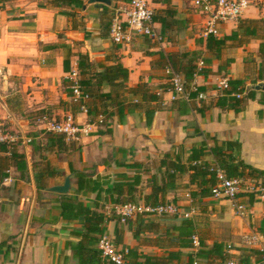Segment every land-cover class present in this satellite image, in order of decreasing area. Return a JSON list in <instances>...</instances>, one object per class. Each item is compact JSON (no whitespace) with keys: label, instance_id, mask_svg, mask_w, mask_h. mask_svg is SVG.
Here are the masks:
<instances>
[{"label":"crops","instance_id":"1","mask_svg":"<svg viewBox=\"0 0 264 264\" xmlns=\"http://www.w3.org/2000/svg\"><path fill=\"white\" fill-rule=\"evenodd\" d=\"M50 1L10 0L0 4V124L19 137L18 150L25 154L28 166L27 180H22L21 173L11 166L9 177L0 187V264H78L70 243L81 240L85 218L66 221L62 200L72 199L94 210L97 203L106 204V192L115 183L139 174L142 182L138 201L144 202L152 192L148 180L154 175L161 180L159 167L165 154L186 161L195 148L206 144L204 160L214 163L211 149L216 140L219 144L237 142L241 159L264 171V92L257 91L256 98L248 100L241 112L216 106L223 95L219 84L224 78L241 80L251 89L264 83V0H255L237 21L217 25V37L223 38L236 32L240 21H259L257 36H242L246 43L240 46L229 42L220 60L207 50L210 17L194 5V0H146L155 15L167 19L165 28L155 22L156 30L166 38L162 44L137 32L129 34L122 44L115 43L110 35L102 36L106 13L97 4L78 11L83 19L76 29L73 18L63 15V10L53 7ZM127 4L113 1L111 13L120 14ZM195 51H201L202 58H212V73L196 76L193 82L205 89L206 98L196 99L186 110L174 108L173 93L163 92L169 80L161 56ZM70 53L72 70L78 69L79 54L88 55L93 64L122 63L130 71L128 87L146 85L151 93L162 94L164 107L155 112L150 123L147 111L155 103L128 113L123 121L113 115L107 126H92L78 141L69 142L67 152H58L45 134L47 120L72 115L80 125L89 122L86 112L73 111L65 84L69 73L64 69V60ZM228 60L232 63L220 71ZM202 106L207 108L200 112ZM27 138L33 139L35 148L25 143ZM40 146L42 149L34 151ZM73 172L92 176L101 184V193L78 192ZM40 174L44 176L38 183L36 176ZM67 178L69 193L51 191L64 185ZM254 182L262 185L263 191L240 195L239 203L246 207L244 216L228 199L199 195L201 190L190 183L189 174L182 177L179 189L168 192L166 202L191 212L195 235L204 249L220 243L230 259L263 264L264 179ZM113 207L107 205L103 210L107 215L104 235L120 249L131 250L129 264L144 263V257L161 258L167 264H189L197 258L200 247L184 249L155 243L157 239H168L171 229L182 223L181 216H140L131 220L130 227L117 221ZM253 238L254 242H247ZM199 261L202 264L203 260Z\"/></svg>","mask_w":264,"mask_h":264},{"label":"trees","instance_id":"2","mask_svg":"<svg viewBox=\"0 0 264 264\" xmlns=\"http://www.w3.org/2000/svg\"><path fill=\"white\" fill-rule=\"evenodd\" d=\"M10 0H0V4L9 2ZM115 2H131L132 0H114ZM50 4L61 9V13L73 18L74 28L82 26L78 21V11L83 10L85 5L83 0H51ZM105 10V18L102 21V36L109 37L111 25L114 19V12L111 13L109 7L103 6ZM111 13V14H110ZM167 14V12L165 13ZM154 22L162 24L165 28L167 19L156 14ZM259 21H240L239 28L230 36L218 38L214 35H209L206 39V47L208 52L216 60L222 58L223 50L231 42L233 45H242L246 43L242 36L254 37L257 36ZM163 35V33H162ZM164 36V35H163ZM200 44L203 40L199 41ZM70 53L64 60V69L67 73L72 71ZM78 85L84 95L88 96V100L73 104L74 112H84L82 107H85L89 117V122L96 123L98 126H107L108 121L113 115H117L121 121L126 118L130 112L142 110L148 103L157 104L154 108L147 111L148 123L151 122L155 112L164 107L162 94L151 93L147 86L140 84L136 88L128 87V79L130 71L117 62L114 65L93 64L90 62L88 55H78ZM163 68L168 70L169 82L163 87V92L173 90V85L170 83L174 75H179L185 85L187 91L194 86L193 82L196 76L209 75L212 73L210 66L212 58H202L201 51L195 52H170L161 56ZM109 60V58H108ZM200 62L203 63L200 66ZM232 63L228 60L226 65L220 67V71L227 69ZM65 84L68 89L70 98L73 96V82L67 78ZM197 92H191V102L183 99L175 100L172 107H177L181 110L190 108L192 102L197 99L198 93H205V89L196 87ZM257 91L246 87L241 80L229 81V88L223 92L216 103V106L221 108H230L236 112L245 110L248 100L256 98ZM132 96V97H130ZM240 96V97H238ZM194 107V106H193ZM207 107L202 106L198 110L201 112ZM103 118L100 122V118ZM111 130L108 129L107 132ZM48 141L51 145L56 146L58 152H67L70 149V143L64 136L52 132H45ZM35 148V142L30 143ZM20 142L13 145H0V187H3L5 180L9 177L8 171L11 166L17 168L21 173V179L27 180L26 172L28 170L26 156L20 153L18 147ZM40 148L34 149L37 151ZM206 144H201L195 148L186 161H182L180 157L173 158L170 154H165L161 160L158 175L152 176L148 180V186L152 188L151 194L144 197V203L147 205H159L166 202V197L169 191L180 188V181L184 175H190V183L196 184L201 190L199 195L212 196V190L219 183L218 172L223 171L228 178H242L244 180L258 181L264 179V171L258 170L246 164L240 157L241 145L237 142H224L219 144L216 140L215 146L211 149L212 155L215 158L214 163H208L204 160ZM8 154V155H7ZM135 168H141V165H136ZM78 180V192L90 191L101 193V184L92 179V176L85 172H73ZM43 174L36 176V181L39 183L43 180ZM142 182L141 175H136L133 178L124 177L121 182L115 183L112 188L108 189L107 201L105 205L97 203L94 210H90L83 203L64 198L61 203L62 217L66 221H75L79 216H84L85 226L84 232L79 235L81 240L78 243H70L73 251L74 259L78 264H112L102 257L101 251L98 249L100 238L104 235L107 215L103 212L105 206L124 205L129 203H137ZM198 194L193 193L192 196ZM100 195H98V201ZM119 223L120 220L115 216ZM126 224L130 227L131 220ZM121 235V231H120ZM168 239L155 240L157 245L168 244L176 248H194L195 227L191 219H185L179 226H175L168 234ZM203 243L200 242V249L197 253V258L206 260L212 264L219 262L223 264L230 259L229 254L224 250V245L220 243L214 244L211 249H204ZM133 252V251H132ZM131 254V250H130ZM130 254L128 258H130ZM262 254V252H258ZM142 258V257H141ZM145 261L142 264H167L164 259L144 257ZM246 263V261H241ZM247 264V263H246Z\"/></svg>","mask_w":264,"mask_h":264},{"label":"built area","instance_id":"3","mask_svg":"<svg viewBox=\"0 0 264 264\" xmlns=\"http://www.w3.org/2000/svg\"><path fill=\"white\" fill-rule=\"evenodd\" d=\"M255 0H194V5L209 15L210 22L206 31V36H218L217 25L220 22L228 20L237 21ZM154 11L150 8L146 0H132L120 10V14L115 15L110 36L115 43L122 44L129 39V34L137 32L148 37L150 40L162 44L166 38L161 32L156 30L154 22ZM203 63L200 62V66ZM169 73V72H168ZM73 82L72 101L75 103L88 100V96L84 95L78 85L79 71L73 69L68 77ZM229 79L224 78L219 84V90L224 92L229 88ZM173 85L172 100L183 99L191 102L190 93L197 92L196 86L187 91L182 78L179 75H174L170 81ZM240 97V96H238ZM204 93H198L197 100H204ZM86 112L85 107H82ZM100 118V122L102 121ZM92 126H98L96 123L88 122L86 126L75 122L72 115L65 117L62 120H47V132H52L62 135L70 141H78L80 135L88 134ZM19 141V137L13 134L4 124H0V145H13ZM32 138L25 140L26 144H30ZM219 183L212 190V196L215 198L228 199L235 204V208L240 216L246 213L245 205L239 203V197L244 193H256L263 191V186L255 184L254 181L244 180L242 178H228L223 171L218 172ZM191 198V195H187ZM114 215L122 224H126L129 220L137 217H166V216H181L183 220L190 219L191 212H185L182 207L174 202H165L159 205H147L144 202L129 203L124 205H115L113 207ZM256 239H247L248 243L254 242ZM194 247L199 248L200 242L197 237H194ZM98 249L101 251L102 257L112 264H129L130 250L120 249V247L108 236L103 235L98 243ZM261 262L264 264V254L261 257ZM142 264V263H140ZM189 264H200L199 259L195 258ZM223 264H246L236 259H229Z\"/></svg>","mask_w":264,"mask_h":264},{"label":"water","instance_id":"4","mask_svg":"<svg viewBox=\"0 0 264 264\" xmlns=\"http://www.w3.org/2000/svg\"><path fill=\"white\" fill-rule=\"evenodd\" d=\"M113 1L114 0H88L87 3H85V5L83 6V9L86 10L88 5H96V4L110 8L113 6ZM252 89L255 91L264 92V83L254 85ZM70 188H71L70 178H67L64 185L53 187L51 191L60 193V194H67L69 193Z\"/></svg>","mask_w":264,"mask_h":264},{"label":"rangeland","instance_id":"5","mask_svg":"<svg viewBox=\"0 0 264 264\" xmlns=\"http://www.w3.org/2000/svg\"><path fill=\"white\" fill-rule=\"evenodd\" d=\"M81 16H82V15L78 13V21H79V22H80V21L82 22V19H83V18H80ZM202 264H208V262H205V261L203 260V261H202Z\"/></svg>","mask_w":264,"mask_h":264}]
</instances>
